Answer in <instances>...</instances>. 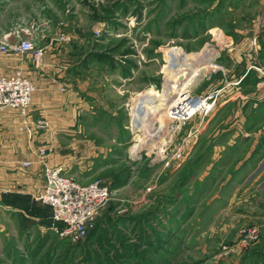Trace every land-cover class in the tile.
<instances>
[{"label":"rangeland","instance_id":"obj_1","mask_svg":"<svg viewBox=\"0 0 264 264\" xmlns=\"http://www.w3.org/2000/svg\"><path fill=\"white\" fill-rule=\"evenodd\" d=\"M263 2L0 0L5 53L35 64L32 50L14 49L27 39L54 58L67 84L84 86L73 90L87 109L72 133L58 134L60 145L71 143L72 166L62 173L109 189L77 242L50 228L46 210L36 230L1 192L9 208H0V264H264V33L253 31ZM184 61L190 76L198 63L206 68L189 93L185 81L183 99L218 95L211 111L169 131L167 108L181 97L160 106L165 79ZM146 115L162 116L158 133L152 123L139 129Z\"/></svg>","mask_w":264,"mask_h":264},{"label":"crops","instance_id":"obj_2","mask_svg":"<svg viewBox=\"0 0 264 264\" xmlns=\"http://www.w3.org/2000/svg\"><path fill=\"white\" fill-rule=\"evenodd\" d=\"M17 70L30 78L34 91L24 116L9 109L0 111V194L2 192V196L10 195L20 201L25 208H18L20 206L17 205L14 210L31 218L35 229L39 230V220L43 217L40 213L46 210L44 216L48 221L50 208L45 204L39 205L32 195L44 182L45 167L61 163L65 173L71 168L72 163L65 153L71 143L60 145L58 134L61 130H69L68 126H74L76 115L86 110L87 105L73 90L75 86L84 90V86L67 84L69 81L61 78L63 70L59 69L50 54L44 53L34 64L29 54L0 53V75H9ZM41 119L45 126H36L37 120ZM68 132L72 133L71 130ZM85 145L88 146V143ZM43 146H50L52 151L39 162L36 150ZM61 148L64 151H60ZM59 151L64 154L58 155ZM85 154L88 156V153ZM23 161H27L28 166L22 167ZM0 208L6 210L9 207L2 205Z\"/></svg>","mask_w":264,"mask_h":264},{"label":"built area","instance_id":"obj_3","mask_svg":"<svg viewBox=\"0 0 264 264\" xmlns=\"http://www.w3.org/2000/svg\"><path fill=\"white\" fill-rule=\"evenodd\" d=\"M253 31L258 34L264 33V2L260 13L255 18ZM14 49L17 52L32 50L35 63L40 60L42 55L41 50H34L32 48V43L27 39L19 40L14 46ZM6 50V43L0 42V53H5ZM168 61L169 63L165 65V67L168 66L167 69H171L175 66V61L171 62L169 57ZM188 65L187 62V66ZM175 74L176 73H174V75ZM33 90V84L18 70L9 75H0V111L9 109L24 116L29 107ZM217 95L218 90H211L204 94L195 93L190 95L187 93V99H183L181 96L178 105L176 102L174 105L167 108L168 114L170 115L166 117L167 122L165 129L167 128V130L172 131L175 123H182L193 114L208 113V111L213 109ZM201 99L209 104V107L206 110L202 109L197 111L198 109H196L191 113H180V104L186 105L185 103H194ZM171 107L174 109L171 110ZM134 120L135 119L133 118L132 121ZM36 126L44 127L45 122L42 119L37 120ZM131 128H137L133 125V122ZM51 150L52 148L50 146L37 148L36 154L38 161L41 162ZM160 152L162 158H165L166 156H164L162 149ZM170 156L179 159L180 153L175 151ZM28 164L27 161L21 162V166L23 167L28 166ZM62 171L63 168L61 165L45 167L44 182L32 195V198L41 204L49 206L51 217L50 228L55 233L60 237L67 238L71 242H77L86 236L87 231L90 228L92 217L101 209L108 198L109 189L107 184L99 178L81 184L73 180L71 177L64 175Z\"/></svg>","mask_w":264,"mask_h":264},{"label":"bare ground","instance_id":"obj_4","mask_svg":"<svg viewBox=\"0 0 264 264\" xmlns=\"http://www.w3.org/2000/svg\"><path fill=\"white\" fill-rule=\"evenodd\" d=\"M208 67V66H207ZM206 68V66H204L203 64H201V63H198V67H196V69H195V72H194V74H192L191 76L190 75H187V78L183 81L184 83L178 88V89H183V86H184V84H185V81H187V83L189 84V83H191L192 81L194 82V81H196V80H198L200 77H201V75L203 74V72H204V69ZM182 71H187V73H188V71H189V67L187 66V62H182V63H180L179 64V66L177 67V68H175V69H172V71L170 70L169 72H168V76H172V75H174V73H178V72H182ZM167 79H169V77H167L165 80L167 81ZM167 84V83H166ZM168 85V84H167ZM167 85H166V87H167ZM191 85V84H190ZM186 86H187V84H186ZM166 87H163L162 88V90H161V93L163 94V92H164V89L166 88ZM168 88V94L170 93V87L168 86L167 87ZM165 93H166V91H165ZM161 94V95H162ZM167 94V93H166ZM178 94H176L175 95V97L177 96ZM163 96V95H162ZM188 97V96H187ZM187 97H186V99H187ZM177 98V97H176ZM175 98V99H176ZM174 99V100H175ZM171 101H173V98H169V95L167 96V95H164L163 96V98L161 99V102H162V104L160 105L161 107H163V106H168V103H170ZM186 105H181L180 106V113H188V111H189V109L190 108H194V109H198V108H201V110L202 109H204V110H206L208 107H209V104H208V102H206L205 100H203V99H201V100H199L198 102H194V103H185ZM200 106H202V107H200ZM159 108L160 107H158V110H159ZM200 110V109H199ZM150 114V116L152 115L151 113H149ZM170 115V114H169ZM167 113L165 114V116L167 117V116H169ZM147 117H149L148 115H146L145 116V118L146 119H144V120H142L143 122L139 125V129H142V127L144 128L145 126V124H143V123H149V124H153V126H152V124H151V127H153V129H155V134L156 133H158L159 132V130L161 129V126H162V124L164 123L163 122V120H162V116L160 117V119H158V120H156V121H150V122H148V120H147ZM152 117H150V119H151ZM163 130H164V127H163ZM162 130V131H163ZM150 132V131H149ZM138 148V145H136V146H134L133 148H132V151L133 150H136Z\"/></svg>","mask_w":264,"mask_h":264},{"label":"water","instance_id":"obj_5","mask_svg":"<svg viewBox=\"0 0 264 264\" xmlns=\"http://www.w3.org/2000/svg\"><path fill=\"white\" fill-rule=\"evenodd\" d=\"M187 71H182V72H178L175 75L171 76L167 81L168 86L170 87V93L169 98H173V100L176 98L175 95L178 94L180 97L183 95V91L181 89H178L180 84L187 78ZM202 76V75H201ZM200 79V78H199ZM198 79V80H199ZM198 80L196 81H192L189 86V89L187 90L188 93L191 92L192 87L198 82ZM174 108L171 107V110H173ZM134 130L139 131L137 128H134Z\"/></svg>","mask_w":264,"mask_h":264},{"label":"trees","instance_id":"obj_6","mask_svg":"<svg viewBox=\"0 0 264 264\" xmlns=\"http://www.w3.org/2000/svg\"><path fill=\"white\" fill-rule=\"evenodd\" d=\"M248 74V72L246 73V75ZM245 75V76H246ZM244 76V77H245ZM14 196V195H13ZM2 203H3V205H7V206H11V207H18L17 205H19L20 207H18V208H25V206H23V205H20L21 203H20V201H17L16 199H14L12 196H10V195H3L2 196ZM40 205V204H39ZM49 213V212H48ZM49 215V214H48ZM50 216V215H49ZM160 238L158 237V239H157V242H160ZM146 241V240H145ZM146 244L147 245H150V246H152L153 244H151V243H149V241L147 240L146 241ZM156 244V243H155ZM127 256H129L128 254H127ZM139 264V263H138ZM146 264H149V263H146Z\"/></svg>","mask_w":264,"mask_h":264}]
</instances>
